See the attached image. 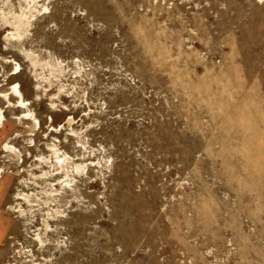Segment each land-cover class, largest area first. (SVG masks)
Instances as JSON below:
<instances>
[{"label": "rangeland", "instance_id": "1", "mask_svg": "<svg viewBox=\"0 0 264 264\" xmlns=\"http://www.w3.org/2000/svg\"><path fill=\"white\" fill-rule=\"evenodd\" d=\"M0 264H264V0H0Z\"/></svg>", "mask_w": 264, "mask_h": 264}]
</instances>
